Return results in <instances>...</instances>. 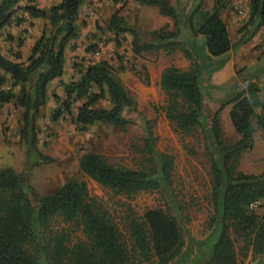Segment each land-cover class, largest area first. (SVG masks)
<instances>
[{"label": "trees", "instance_id": "trees-1", "mask_svg": "<svg viewBox=\"0 0 264 264\" xmlns=\"http://www.w3.org/2000/svg\"><path fill=\"white\" fill-rule=\"evenodd\" d=\"M21 1L0 0V30L23 20L15 16L20 8L35 18L47 17L49 26L34 44L27 62L9 60L0 52V68L11 76L14 85L10 91H0V102H13L23 110L24 121L32 131L31 147L40 158L33 164L36 165L53 162L37 149L34 120L48 103L49 84L66 72L65 51L80 36L77 20L84 0H62L49 11L33 4L18 7ZM135 1L158 6L162 15L173 20V25L151 31L153 39L142 42L137 30L128 26L118 12L111 17L110 29L117 34L130 33L136 55L159 50L172 54L180 50L192 61L188 69L172 64L163 70L165 114L179 133L190 135L201 128L206 138L211 137L217 153L213 154L212 192L216 215L211 219L217 227V239L208 243L209 255L200 264H244L250 251L253 256L264 255V213L256 210L264 200V171L254 174L238 169L242 154L254 144L253 117H257L264 131V113L256 111L264 109L260 87L256 83L248 84L222 101L209 122L204 109V68L200 60L224 55L233 47L222 17L228 0H214L211 10L205 9V0H198L187 17L191 37L183 36L178 7L171 0ZM262 26L264 0H251L249 20L239 29L238 44L254 37ZM200 35L205 37L201 44L196 41ZM16 57L20 58L21 54L17 53ZM80 73L77 81L63 83L64 99L53 94L60 103L53 119L71 115L73 104L81 101L75 121L82 130L99 122L126 127L130 123L126 112L134 108L135 101L112 65L103 60L87 65ZM103 100H108L110 106L98 107ZM231 104L230 117L239 137L228 143L223 137L221 112ZM142 152L146 161L137 168L112 163L95 151L85 152L79 165L85 176L117 195L131 197L166 189L171 181L174 157L158 150L152 121L144 126ZM33 197L19 173L10 167L0 168V264H40L43 258L47 264H180L186 254V239L179 220L166 209L149 208L142 215L129 216V243L113 216L91 194L86 180L71 179L52 193L38 196L33 192ZM257 201L259 205L251 208ZM56 218L78 225L85 238L73 242L66 229L48 233L50 223ZM46 233L48 237L44 236ZM237 240L242 243L240 247ZM31 245L34 251L29 248Z\"/></svg>", "mask_w": 264, "mask_h": 264}, {"label": "rangeland", "instance_id": "rangeland-1", "mask_svg": "<svg viewBox=\"0 0 264 264\" xmlns=\"http://www.w3.org/2000/svg\"><path fill=\"white\" fill-rule=\"evenodd\" d=\"M103 1H90L86 5L87 12L93 10L94 14L99 16V19L95 20L97 31L86 33L80 43L76 40L72 42L71 47L76 51L72 52L71 64L63 78L53 82L52 91L64 99L63 83L77 81L81 77V69L91 63L106 60L135 101L134 108L126 112L130 123L121 128L99 122L82 130L75 121L77 107L81 101L73 104L71 115L54 120V113L59 109L60 103L53 97L41 108L34 120L37 149L52 158L53 162L33 165L40 158L31 147L32 131L24 121L23 110L13 102H0V168L10 167L19 173L32 198L33 192L38 196L52 193L71 179L86 180L91 194L98 199L101 208L113 216L129 243V216L142 215L149 208L166 209L177 216L186 239V254L180 264H200L201 260L209 255L208 243L217 239V227L211 221L212 216L216 215L212 192L213 154L217 153L214 152L211 137L206 138L201 128L190 135L174 130L165 114L166 95L161 87V75L166 67L173 64L188 69L192 66V61L180 50L172 54L159 50L136 55L131 45L132 35L117 34L109 27L112 15L119 12L126 24L137 30L142 42H149L153 39L151 31L166 24L173 25V20L162 15L158 6L143 5L135 0H107L110 4L104 6V12L101 11L100 15V6L94 8L93 4ZM170 2L178 7L183 36L191 37L187 17L198 0ZM211 2L208 8L210 10L214 0ZM240 37L239 30H236L230 52L211 56L210 60H200L204 68L202 87L208 122L222 101L248 84L256 83L261 86L258 82L261 77L264 78V43L245 53V60L260 56L259 62L244 65L246 63L243 59L242 64L238 63L237 54L234 62L237 71L228 63L229 57L236 54L240 46L253 39L252 37L245 43L238 44ZM196 41L201 44L205 37L200 35ZM205 51L207 53L206 48ZM13 88L12 79L0 74V91H10ZM260 96L264 100V85ZM108 106V100H103L98 105ZM231 108L232 104L221 112L223 137L228 143H233L239 137L231 121ZM256 111L258 114L264 113L262 108H257ZM147 121L154 123L158 150L174 157V169L166 189L160 188L126 197L103 188L84 175L79 160L87 151L100 153L119 165L137 168L144 164L146 159L142 147ZM252 127L254 144L252 149L242 154L238 169L259 174L264 171V131L256 116L252 119ZM256 210L264 213V200H261ZM62 229L68 231L73 242L85 238L78 225L64 223L61 218H56L50 223L48 233ZM44 236L48 237V234ZM241 245V241L237 240V246ZM29 248L34 251L32 245ZM37 256L41 258L40 253H37ZM257 259L252 255L248 264L256 263ZM40 264L47 262L43 258L40 259Z\"/></svg>", "mask_w": 264, "mask_h": 264}, {"label": "crops", "instance_id": "crops-1", "mask_svg": "<svg viewBox=\"0 0 264 264\" xmlns=\"http://www.w3.org/2000/svg\"><path fill=\"white\" fill-rule=\"evenodd\" d=\"M61 1L62 0H22L17 6L23 7L26 4H33V5H36L38 8H42L45 11H49L51 7H53L54 5L58 4ZM90 1H96V0H84L80 8V11H79L77 24H78V30H79L80 36L78 39H76V41H78L79 43L80 41L84 39V36L86 33L91 32V31L96 32L98 28L95 26V20L96 18L99 19V16L94 14L93 17H90L89 16L90 13L94 11L90 10L87 12V9H86V5ZM193 1L194 0H192V2ZM227 2L228 4L226 8L222 11V17L227 23L231 41H235L234 32L236 30H239L249 20L251 0H228ZM107 4H110V3L107 0H104L102 3L96 4L95 2L93 4V7L97 8L98 6H100L98 8L100 9L99 11L101 15V11L102 13L104 12L103 11L104 6H106ZM211 4H212L211 0H205V3H204L205 9H208L211 6ZM15 16L22 17L23 20L19 23L13 22L12 24L0 30V52L2 53L3 56L8 58L9 60L16 61V62H27L28 58L31 55V51H32L34 44L41 36L45 27L48 26L49 21L47 17L46 18H35L31 16L27 11L24 10V8L18 9ZM20 40L23 41L22 45H20ZM263 43H264V26L261 27V29L253 37L251 42L245 43L242 46H240L237 49V53L236 54L234 53L229 57V60H228L229 65L234 66L235 57L237 56V54L239 55V57L237 56L236 58L238 60V63L242 64L241 61L243 59H244V62L246 63L244 65H249L250 63L259 62L260 56H257L256 58H253L252 60H245L244 57H247L245 53L249 49L258 47L262 45ZM71 44L72 42L67 46V49L65 51L66 71H67V68L71 64L72 52L76 51L71 47ZM17 53L21 54L20 58L16 57ZM233 69L234 70L236 69L235 66ZM0 74L7 75V73L1 68H0ZM7 76L11 78L10 75H7ZM53 82L49 84L48 89H47L48 102H50L53 98V94H54L52 91ZM258 83H261V86L259 85L258 86L260 87V91H262V85H264V78L261 77ZM252 255L253 254L250 251L249 256L244 261V264H248L249 258ZM254 258H258V259L256 263H252V264H264V255L254 256Z\"/></svg>", "mask_w": 264, "mask_h": 264}, {"label": "built area", "instance_id": "built-area-1", "mask_svg": "<svg viewBox=\"0 0 264 264\" xmlns=\"http://www.w3.org/2000/svg\"><path fill=\"white\" fill-rule=\"evenodd\" d=\"M89 16H90V17H93V16H94V12L90 13ZM258 205H259V202L257 201V202H255V203L251 204V208H256Z\"/></svg>", "mask_w": 264, "mask_h": 264}]
</instances>
